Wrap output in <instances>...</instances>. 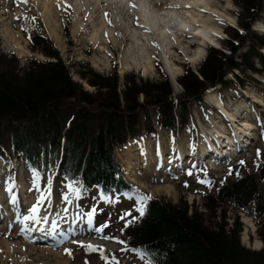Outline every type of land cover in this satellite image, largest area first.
<instances>
[{
	"label": "trees",
	"instance_id": "16d2710c",
	"mask_svg": "<svg viewBox=\"0 0 264 264\" xmlns=\"http://www.w3.org/2000/svg\"><path fill=\"white\" fill-rule=\"evenodd\" d=\"M233 3L241 9L242 33L231 28V38L225 40L228 54L209 48L197 73L187 67L177 79L182 92L174 99L159 64L162 79L157 82L126 75L120 83L116 72L104 76L78 71L80 79L94 89L88 93L72 79L70 68L45 36L31 37V49H40L55 60L31 61L22 73L15 56L8 58L0 52V158L19 154L29 170L56 168L55 175L66 184L97 189L105 198L113 192L145 195L124 180L114 150L122 148L129 137L154 135L155 122L174 136L176 126L188 123L187 103L201 101L203 93L217 85L244 87L256 81L251 73H264V35L251 30L260 19L264 0ZM240 49L244 51L238 54ZM255 159L252 172L220 181L213 194L204 196L207 218H219L214 227L205 224L203 213L190 214L185 201L174 204L152 196L145 214L138 213L132 223L125 224L114 241L147 264H264L263 249L241 245L238 220L231 228L225 222L229 207L253 216L264 245V196L259 191V182H264V144Z\"/></svg>",
	"mask_w": 264,
	"mask_h": 264
},
{
	"label": "rangeland",
	"instance_id": "374dc122",
	"mask_svg": "<svg viewBox=\"0 0 264 264\" xmlns=\"http://www.w3.org/2000/svg\"><path fill=\"white\" fill-rule=\"evenodd\" d=\"M44 1L45 0H30L27 3H23L21 0H0V52L8 58L10 55L15 56L17 59L15 61L17 70L20 71L31 61L43 62L55 60L54 58L46 56L45 53L40 49H31V42L29 43V39L31 37L34 35L45 36L51 41V45L58 51L62 62L70 68L72 79L75 82L80 83L82 89L88 93H93L94 89L90 87L86 81L80 79V71L85 70L87 72L88 70H92L104 76L116 72L120 83H122V80L126 75H134L136 78L140 77L143 80L157 82L162 79L157 66V64H159L162 73L168 79L169 86L172 90V98H178L182 92V89L178 85L177 79L185 72L187 67L191 71L197 73L198 69L206 58L207 51L209 48H213L211 45L207 44L205 46V56L199 61L193 63L192 58L188 56L184 57V55H182L179 51H174L167 47V49L170 51L169 59H175L176 64L181 68V73L176 76V81L174 82L171 79L169 73L166 71L163 57L164 53H161L160 50H155L156 53L154 52V56L151 60H149L152 64V68L148 72L149 74H144L142 70L145 64H140V68L136 69V67L133 66V63H131L132 60H128V62L130 61V65H132L134 68L131 66L130 69H126L124 67V59L126 58L125 51L129 50L128 47L118 49V52L116 51L114 53L104 46L105 39L109 38L107 29H112V27L109 26L111 25L109 22L107 23L103 21V18L99 21V28H102L100 29V32L107 34H105V36L103 35L104 39L101 40L102 43L98 41V45L93 44L91 37L93 36V31L95 29L89 26L88 21L83 19L81 15L77 13L75 14L73 12L75 8L80 7V4L75 2L73 6L70 4L71 0L69 1L70 3L55 0L52 7L58 14L57 19L59 21V26L57 33L59 40H54L50 36V28L48 27L43 16V11L40 8V5ZM100 1L103 2V4L96 5L97 7H100L99 12H111L112 10H115L113 7L114 5L112 4L117 0ZM229 1L232 4L231 10H227L226 8L227 2ZM10 2L12 4H9ZM106 2L112 6L106 7ZM3 3H6L7 5L3 7V5H1ZM69 4L71 8H69ZM214 6H216L221 12H224L229 17H233L235 20V25L227 22H218L221 33L216 38L218 45L214 47L215 49L228 54L227 47L225 46V40H229L231 38V28L239 30V33H242L238 25V15L241 12V9L233 3V0H218ZM109 8H111V10ZM4 12L7 13L6 17H9L10 20L13 21L12 29L21 32L20 34L22 39L20 40V43L30 52L28 56L21 57L14 50L8 49V45L2 36V20L4 19ZM91 13H93V11H91ZM17 17H19V19H17ZM122 22L126 23V21L123 20L121 23ZM136 23L137 20L136 17H134V24ZM257 23L264 25V5L260 13V19L255 22L254 25ZM131 25H133V22L129 23V26ZM254 25L252 26L251 30H253L258 35H264V32L259 31ZM80 27H82L81 32H77V29ZM101 33L100 35H102ZM246 45L247 44L245 43V46ZM102 46H104L102 50L106 53L107 57H104V52H101L97 48ZM191 47L192 48L189 49L188 55H193V51L197 46L195 44L193 46L191 45ZM243 51L244 49H240L237 53L239 54ZM261 51L262 54H264V49ZM167 52L165 54L169 55ZM127 58H130V56ZM235 60L238 61V58L236 57ZM83 65L86 67L84 68ZM255 66L259 68L257 61H255ZM236 73L239 75L241 74L237 71ZM251 76L256 81H252L250 84H247L244 87L232 85L228 88H221L220 85H217L213 91L211 90L219 98L226 110L231 115H233L236 123L242 122L241 120L248 118L250 123L253 125V140L249 141V145L246 146L245 151L239 153L237 156L233 155L231 157L232 161L225 160L221 166H216L214 172L203 171L200 166L197 167V165L200 163V156L205 157L204 154H202L203 149L207 150L205 151L206 155L209 153L207 146L212 142L207 138V136L211 134L215 135V127H224V131H226L227 137L223 139H226V141H223L221 138H219V140H216L219 144H221L223 141V143L227 142V146L229 140L234 139L235 142L238 141L235 130V120L233 119L234 121L229 123V121H227L217 110H215L208 101L207 103L206 100H204L203 93L201 96V101L187 103L188 112L190 114L188 123H186L183 127L176 126L177 132L174 134V136L171 135V133L163 126L156 124L155 118H153L152 121L155 122L154 125L156 128V134L147 135L145 133H140V135L136 137H129L122 148L114 150V160L119 164L124 179L128 183L132 184V186L138 189L142 194L165 198L174 204H178L181 200L185 201L190 214L194 211L203 213L205 215V224L209 227H214V222L219 221V218L216 217L213 220H209L207 218L208 213L204 207V196L207 194H213L215 186H217L218 182L232 180L238 174L252 172L254 170L256 152L261 150L263 147L264 73H251ZM225 78L230 80L231 75H227ZM3 135L7 137L6 132H4ZM213 144L216 145L215 142H213L209 146L210 149H215ZM144 148L145 152L150 151V154L152 155L151 165L149 168L142 167L137 169V181L132 182L128 179V175L125 171V163L128 160L134 158L132 155H135V157H140L142 163ZM225 150L226 149H223V151ZM180 151H182L184 154L183 158L179 157ZM216 151L218 152V150ZM220 151L222 150H219V152ZM214 155L217 157L216 154ZM211 158L212 156H210L207 161L211 164V166L214 167L216 158H212L213 160ZM240 161H244V163L241 164ZM46 171H48V173H46ZM36 172L37 173L27 169L22 156L19 154L14 156L3 154V158H0V178L4 179L1 180V182L4 183L5 181V184L10 183L11 186H17V192L19 193H17V198L21 200V204L25 203L22 205L23 210H26L25 213L28 210L31 211V209L36 207L39 203L45 207L49 206V209L54 214H56L60 209H64V223L77 228V232L81 235L76 238H69L70 241L67 244L54 245L53 247L49 248V246L44 245V243H48L47 241L37 244L32 238L29 239L30 241H26V239L22 240L19 236H16L17 238H13V235L11 236V234L7 236V234L5 235L3 234V231H1L0 264H13L11 261H6L7 255H5V247H3L4 241L6 240L12 243L20 242L21 244H26L25 247L27 248H30V243L35 248H37L36 250H39V252H56L63 256L64 259H61V261L65 262L66 260H69L68 264H147V261L141 256H138L134 251L124 249L119 244V242H114L109 239L113 238L114 240V237L118 234L120 229L125 224H128L129 221H132L133 217L138 215V212L135 210L138 206L136 203L139 197L138 194L117 195L115 192H113L107 198H105L99 195L96 190H83V188L78 186V184H71L72 187L69 188L68 185L70 184H66L62 178L55 176L57 169H49L48 166H45L43 168H38ZM189 173H191V175H189ZM201 180L210 181L211 183H200ZM5 184L2 186L4 187L3 189L1 188L2 184H0V192H2V194H0L2 196H4L5 187H9L7 186L8 184ZM22 191L26 192L25 197L22 196ZM259 191L261 195L264 196V182H259ZM14 193L15 192L12 191L8 193V195L11 196ZM64 196H67L68 199L65 200L63 198ZM75 200H77L81 210L85 213V215L89 219L91 218V221H93L95 226L94 231L90 233H84L82 231L84 227L82 226L85 224L75 223L76 218L71 213V208L73 207ZM93 209L95 210V213L89 217L88 213L92 212ZM78 212L80 213L81 211L78 210ZM126 212H131L132 216L124 217ZM218 213L219 212H217V214ZM19 215L21 216L22 213ZM121 217L124 218L122 219ZM245 217L250 219V222L254 225V230L251 224L245 222ZM236 219L241 225V245L254 251H260L261 249L264 250L263 243H261L262 247L259 249H255L254 247L256 241L259 240L256 234L258 220L254 219L251 215H247L246 213H236L232 207H229L226 210L225 220L227 223V228L233 227V222ZM0 224L2 225V223ZM105 224L107 227H104L102 232L97 230ZM73 232L75 233V230ZM34 235L37 237L36 234ZM34 235L31 236L35 237ZM105 237H108V239ZM73 241L75 243L71 245ZM82 244H90L93 246V248H95V250L82 247ZM68 245H71L69 246V249H71L72 252L71 255H68L66 250H64L66 247H68Z\"/></svg>",
	"mask_w": 264,
	"mask_h": 264
},
{
	"label": "bare ground",
	"instance_id": "6f19581e",
	"mask_svg": "<svg viewBox=\"0 0 264 264\" xmlns=\"http://www.w3.org/2000/svg\"><path fill=\"white\" fill-rule=\"evenodd\" d=\"M69 1L70 0H60V2L70 3ZM217 1L218 0H117L113 2L112 5H114L113 7L115 10H112L111 12H99L100 7H97L96 5L103 4V2L100 0H71L70 4L74 6L75 2L79 3L80 7L75 8L73 12L75 14L77 13L81 15L83 19L88 21L89 26L95 29L93 31V36L91 37L93 44L98 45V41L102 43L101 40L104 39L105 34L108 33L109 38L105 39V48L115 53L118 49L128 47L129 50L125 51L126 58L124 57V67L126 69L131 68L132 65H130V61L128 62V60H132L131 63H133V66L136 67V69L140 68V64H145L142 70L144 74H147L152 68V64L149 60H151L154 56L153 53L155 50H160L161 53H164L163 57L166 71L169 73L171 79L174 82L176 81V76L181 73V68L176 64L175 59H169L170 51L167 49V47L174 51H179L182 55H184V57L188 56L192 58L193 63H195L205 56V46L207 44L213 47L218 45L216 38L221 33L218 22H227L235 25V20L233 17H229L224 12H221L216 6H214ZM54 2L55 0H45L40 5V8L43 11V16L46 20V23L50 28V36L54 40H59L57 33L59 26V21L57 19L58 14L52 7ZM6 3L1 5L5 7L7 5ZM9 4L12 3L10 2ZM70 4L69 8H71ZM105 5L106 7L112 6L107 2ZM226 8L227 10L232 9V4L230 1L227 2ZM109 9L111 10V8ZM91 11H93V13H91ZM6 15L7 13L4 12V19L2 20V36L8 45V49L14 50L21 57L28 56L30 52L20 43V40L22 39L20 34L21 32L12 29L13 21L10 20L9 17H6ZM134 17H136L137 20L136 24H134ZM102 18L103 21L107 23L109 22V24H111L109 26L112 27V29H107V33L100 32V29L102 28H99L98 23ZM120 19L121 21H126V23H121ZM127 21L129 23L133 22V25L129 26ZM254 26L259 31L264 32L263 24L257 23ZM81 28L82 27L78 28L77 32H81ZM100 33L102 35H100ZM188 34L191 36V38L188 36ZM195 44L197 47L193 51V55H188L189 49L192 48L191 45L193 46ZM104 46L97 48L101 52H104L102 50ZM166 52L169 55L165 54ZM129 56L130 58H127ZM104 57H107L105 52ZM133 66L132 68H134ZM211 90L213 91L214 89H209L204 94V100H206V102L208 101L212 107L221 112L227 118L229 123L234 121L235 118L233 115H231L226 110L219 98ZM241 121L242 122L236 123L235 120V130L238 140L236 143L234 139L229 140L228 145L223 148L226 149L225 151L222 150L217 152L216 149L211 148L217 157L225 154H233V152L237 149V146L241 145L245 147V145L249 143V140L253 136L252 132L254 127L248 118ZM215 128L216 131L214 137L216 140L227 137L224 127ZM205 151L207 150L203 149L202 151L204 156H206ZM143 154L144 156L142 163L141 158L135 157V155H132L134 158L128 160L125 163V171L128 175V179L132 182L137 181V169L142 167L149 168L151 165L152 155L150 154V151L145 152L144 148ZM183 155L184 154L182 151H180L179 157L183 158ZM0 184H2L1 188L3 189L4 187L2 186L5 183L1 182V178ZM7 184L11 185L9 183H6L5 185ZM5 190H8V192H6V195L4 196H2V192H0V223H2V225L0 224V232L3 231V234H7V236L11 234V236L13 235V238H17L16 236H19L22 240L26 239V241H30L29 239L32 238L37 244L47 241L48 243H44V245L49 246V248L53 247L54 245L67 244L70 241L69 238H76L81 235L77 232V228L64 223V209H60L56 214H54L49 209V206L45 207L39 203L36 206L38 208L36 213H32L30 210L25 213L26 210L24 211L22 208V205L25 203L21 204V200L17 198L18 194L15 192L13 195L9 196L8 193L12 192L11 188L9 187L7 189L5 187ZM25 195L26 192L22 191V196L25 197ZM76 207L79 211H81L78 207L77 201L75 200L74 205L71 208V213L76 218L75 223H84L85 225L82 227H84L86 230V228L89 226L90 219L85 216L82 211V213L80 212L82 214L81 215ZM20 213H22L21 216L19 215ZM30 216H35L36 219H25V217ZM245 222L251 224L254 230V225L250 222L249 218L245 217ZM74 230L75 233L73 232ZM34 234H36L37 237ZM31 235H34L35 237H32ZM74 243L75 242L73 241L71 245ZM25 245L26 244H21L20 242L12 243L7 240L4 241L3 247H5V255H7L6 261H11L13 264L69 263V260H66L65 262L61 261V259H64L61 254L56 252H39V250H36L37 248H35L30 243V248L25 247ZM71 245H68V247H66L64 250L69 249V246ZM254 247L255 249L261 248V242L257 240Z\"/></svg>",
	"mask_w": 264,
	"mask_h": 264
},
{
	"label": "snow or ice",
	"instance_id": "6c2138e0",
	"mask_svg": "<svg viewBox=\"0 0 264 264\" xmlns=\"http://www.w3.org/2000/svg\"><path fill=\"white\" fill-rule=\"evenodd\" d=\"M21 2H23V3H27V0H21ZM134 6V5H133ZM17 19H19V17H17ZM34 19V18H33ZM240 163L241 164H243L244 163V161H240ZM229 174H231V173H229ZM189 175H191V173H189ZM200 183H211L210 181H204V180H201L200 181ZM68 187L69 188H71L72 187V185L70 184V185H68ZM137 192H139V190H136ZM65 200H67L68 199V197L67 196H64L63 197ZM153 199V197L151 196V195H139V197H138V201H136V203L138 204V206L136 207V212H138L139 213V215L140 216H143L144 214H145V212H146V210H147V201H150V200H152ZM38 211V208L37 207H33L32 209H31V212L32 213H36ZM94 213H95V210L93 209V211L92 212H90V213H88V215H89V217H91L92 215H94ZM127 216H132V213L131 212H126L125 214H124V217H127ZM124 217H121L122 219L124 218ZM25 219H36V217L35 216H30V217H25ZM136 219V217H133V221ZM133 221H129V223H132ZM37 222H39V221H37ZM104 227H107V225L105 224V225H103V226H101L99 229H97L98 231H103V228ZM106 239H108V237H105ZM120 243H123V241H120ZM82 247H86V248H89V249H92V250H95V248H93V246L92 245H81ZM66 252H67V254L68 255H71L72 254V252H71V249H66Z\"/></svg>",
	"mask_w": 264,
	"mask_h": 264
}]
</instances>
